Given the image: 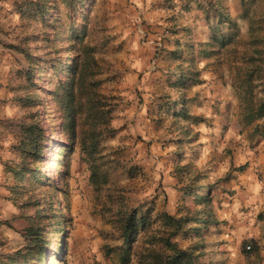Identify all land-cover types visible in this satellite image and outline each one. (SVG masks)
<instances>
[{"label": "rangeland", "instance_id": "374dc122", "mask_svg": "<svg viewBox=\"0 0 264 264\" xmlns=\"http://www.w3.org/2000/svg\"><path fill=\"white\" fill-rule=\"evenodd\" d=\"M62 32L70 41L56 40ZM90 51L114 131L96 182L80 146L63 163L52 151L68 137L54 130L56 75L43 65ZM263 101L264 0H0V263L15 264L41 234L33 264H121L120 219L138 211L149 225L131 264L166 239L201 264H227L235 250L264 264ZM38 122L33 160L21 146ZM23 165L44 182L17 176ZM252 175L260 198L248 203Z\"/></svg>", "mask_w": 264, "mask_h": 264}, {"label": "trees", "instance_id": "16d2710c", "mask_svg": "<svg viewBox=\"0 0 264 264\" xmlns=\"http://www.w3.org/2000/svg\"><path fill=\"white\" fill-rule=\"evenodd\" d=\"M83 1L84 0H63V3L69 5L73 2L77 4ZM28 4L32 7V11H34L36 15H46L48 8H46L45 5L38 6L33 2H29ZM73 26V28H75V24H73ZM64 34L63 32L58 34L56 40L61 39ZM63 38L70 41V36ZM32 60L33 58L29 55V61L32 62ZM58 61L57 59H51L45 61L43 65L48 64L56 75L52 87L48 90L50 98L48 100L56 103L55 113L59 118V125L56 126L54 130L66 134L68 141L63 144L65 145L64 147L61 146L62 143L59 141L53 142L52 151L60 153V162L63 163V153H72L76 146H80V150L86 155L87 162L90 166L91 181L96 182L104 173L103 168L105 163L101 155L103 153L102 143L107 137L112 136L114 133V131L109 128L112 106L108 99L101 93L103 80L98 77L100 74L98 70V61L92 55L91 51L85 59H83L82 56H72L66 66H64L61 61L58 63ZM40 69H42V67ZM30 70L32 69H28L27 72ZM31 102L33 101L27 100L26 103ZM40 104L44 105L43 103ZM261 108L264 109V101ZM262 115L263 113L259 116ZM43 131L44 129L40 122L25 128L26 140L21 146V152L24 156H30L33 160L41 157ZM23 167L24 169L21 171L15 170L17 176L30 174L36 182H44L38 170L30 169L27 165H23ZM23 181L24 178L21 177L18 183H23ZM195 200L203 203L205 198L201 196ZM36 204V208L41 206V203ZM205 220L206 219L202 217L196 223H201ZM120 225L127 244V248L121 256V264H131L132 255L137 251L134 249L133 243L137 241V238L142 232L146 231L149 225L148 215L147 213L140 215L138 211L128 212L120 219ZM38 239L40 242L36 246L25 247L15 252V256L12 257L15 264H33L38 260H42L44 254L42 241H44V237L40 234ZM17 258H20V260H16ZM139 264L201 263L197 261V254L193 248H181L177 243H173L170 239H166L162 249H156L150 246V248L146 250V253L141 255Z\"/></svg>", "mask_w": 264, "mask_h": 264}, {"label": "crops", "instance_id": "0c3cea01", "mask_svg": "<svg viewBox=\"0 0 264 264\" xmlns=\"http://www.w3.org/2000/svg\"><path fill=\"white\" fill-rule=\"evenodd\" d=\"M187 22V21H185ZM0 153H2L0 151ZM248 177H251V179L253 180L250 184V190L245 192L241 198L242 199H245L247 200L248 203L250 202H256L259 200L260 198V185L257 184V182H254L255 181V176L252 175V176H248ZM235 253L233 254L234 256L231 257V260L230 262H228L227 264H250V263H247V261L245 260V257L243 256V254L238 250H235L234 251Z\"/></svg>", "mask_w": 264, "mask_h": 264}, {"label": "built area", "instance_id": "2783aa9c", "mask_svg": "<svg viewBox=\"0 0 264 264\" xmlns=\"http://www.w3.org/2000/svg\"><path fill=\"white\" fill-rule=\"evenodd\" d=\"M248 249H250V246H248Z\"/></svg>", "mask_w": 264, "mask_h": 264}]
</instances>
